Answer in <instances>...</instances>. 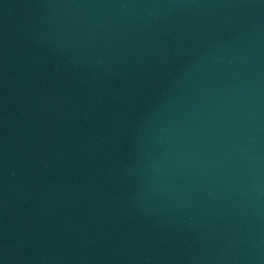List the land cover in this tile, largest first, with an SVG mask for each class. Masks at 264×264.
I'll return each instance as SVG.
<instances>
[{
    "label": "water",
    "instance_id": "water-1",
    "mask_svg": "<svg viewBox=\"0 0 264 264\" xmlns=\"http://www.w3.org/2000/svg\"><path fill=\"white\" fill-rule=\"evenodd\" d=\"M0 264H264V0H0Z\"/></svg>",
    "mask_w": 264,
    "mask_h": 264
}]
</instances>
